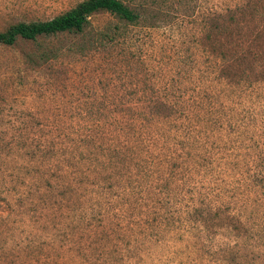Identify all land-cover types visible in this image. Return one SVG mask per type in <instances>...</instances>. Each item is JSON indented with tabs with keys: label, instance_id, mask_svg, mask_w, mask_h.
<instances>
[{
	"label": "rangeland",
	"instance_id": "374dc122",
	"mask_svg": "<svg viewBox=\"0 0 264 264\" xmlns=\"http://www.w3.org/2000/svg\"><path fill=\"white\" fill-rule=\"evenodd\" d=\"M121 1L0 46V264H264V0Z\"/></svg>",
	"mask_w": 264,
	"mask_h": 264
},
{
	"label": "trees",
	"instance_id": "16d2710c",
	"mask_svg": "<svg viewBox=\"0 0 264 264\" xmlns=\"http://www.w3.org/2000/svg\"><path fill=\"white\" fill-rule=\"evenodd\" d=\"M96 12L108 13L126 24H135L139 18V14L136 11L129 9L121 0H82L49 20L28 23L18 22L7 27L4 31L0 32V46H11L17 40L34 41L37 37H50L64 33L80 34L88 24V17ZM192 105H194V102ZM191 108L192 107L187 106L186 109L190 110ZM199 121L200 119L196 118L194 123L197 125ZM191 125L192 124L189 126L191 127ZM180 129L181 133L178 132L177 137L180 140L188 138L187 134L189 133L184 131V127H180ZM179 144L182 146V142ZM261 160L264 162V156L261 157ZM113 165H116V163H113ZM196 166H199V164H196ZM87 167L89 168L88 165ZM115 167L116 166H109L111 169ZM201 173L205 179L207 178L206 176L210 175L208 174L209 171H201ZM247 177L250 178L249 175ZM203 188L204 186L201 185L198 190L199 196H203V194L199 192ZM206 191L207 193L204 195L209 194V191Z\"/></svg>",
	"mask_w": 264,
	"mask_h": 264
}]
</instances>
